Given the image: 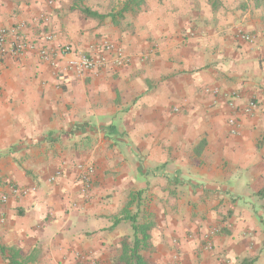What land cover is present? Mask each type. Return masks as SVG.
Returning a JSON list of instances; mask_svg holds the SVG:
<instances>
[{"label":"crops","instance_id":"crops-1","mask_svg":"<svg viewBox=\"0 0 264 264\" xmlns=\"http://www.w3.org/2000/svg\"><path fill=\"white\" fill-rule=\"evenodd\" d=\"M71 7L0 0V28L20 27L38 47L47 14L52 47L94 55L109 40L130 62L78 74L71 56L55 66L36 49L4 59L0 246L12 252L0 264H120L131 217L150 226L147 264H264L263 9L253 0H144L113 25ZM252 98L256 111L242 114ZM78 164L94 167L88 190ZM11 186L31 192L14 196Z\"/></svg>","mask_w":264,"mask_h":264},{"label":"built area","instance_id":"built-area-1","mask_svg":"<svg viewBox=\"0 0 264 264\" xmlns=\"http://www.w3.org/2000/svg\"><path fill=\"white\" fill-rule=\"evenodd\" d=\"M45 2L52 6L54 0H45ZM39 46L35 47L32 42H28L24 36L20 33V27H15L10 31L4 28H0V71L3 68V61L6 56L20 57L29 49H36L39 59L49 66H55L59 59L66 56H71L67 60V66L73 69L78 74L86 72H96L102 70L108 66L121 68L129 64L130 59L125 54L124 50L116 43L103 40L94 55H87L79 51H75L71 46L52 47L54 36L50 31L45 28L49 24V16L42 14L39 18ZM11 37V38H9ZM241 40L247 43L252 42V37L248 34L239 32ZM35 47V48H34ZM212 95H218L219 92L215 89L209 91ZM239 94L237 92H230L226 95L227 106L238 112L237 102L239 100ZM257 109V102L255 99H249L247 103L241 108L242 114L252 115ZM177 111V110H175ZM229 132L231 135H236L239 132V124L237 117L231 116L228 121ZM77 169L80 172V183L85 190H88L92 186V178L94 176V167L87 164H78ZM59 174H55L50 177L49 182H53ZM31 190L26 188H19L17 186L10 187V193L14 196H27ZM7 196L2 195L1 201L6 202ZM214 232H206L203 235L205 242L204 248L208 251L212 250L213 245L211 242Z\"/></svg>","mask_w":264,"mask_h":264},{"label":"trees","instance_id":"trees-1","mask_svg":"<svg viewBox=\"0 0 264 264\" xmlns=\"http://www.w3.org/2000/svg\"><path fill=\"white\" fill-rule=\"evenodd\" d=\"M257 8H262L264 12V0H253ZM144 5V0H124L121 3L120 8L117 11H112L109 14H100L93 11L86 6L74 5L71 9L78 11L86 19H92L98 23L103 22L105 19H109L113 25H116L118 21L124 18L127 13H137ZM264 18V15H263ZM132 228V239L128 242L125 238L121 244V255L119 256L120 264H147L146 260L141 255V252L147 249L148 246V230L149 225L138 224L134 217L129 218ZM11 253V249L0 246V254L4 257L5 253ZM239 264H255V258H245Z\"/></svg>","mask_w":264,"mask_h":264},{"label":"rangeland","instance_id":"rangeland-1","mask_svg":"<svg viewBox=\"0 0 264 264\" xmlns=\"http://www.w3.org/2000/svg\"><path fill=\"white\" fill-rule=\"evenodd\" d=\"M56 2V0H54ZM66 8L73 7L74 5L86 6L100 14H109L112 11H117L124 0H61ZM71 7V8H72ZM71 13L81 14L78 9ZM82 16V14H81ZM123 20V19H122ZM121 21V20H120ZM95 22V20H94ZM97 22V21H96Z\"/></svg>","mask_w":264,"mask_h":264}]
</instances>
